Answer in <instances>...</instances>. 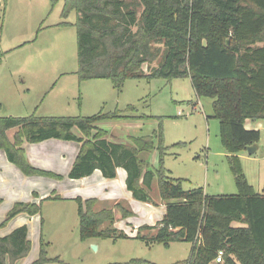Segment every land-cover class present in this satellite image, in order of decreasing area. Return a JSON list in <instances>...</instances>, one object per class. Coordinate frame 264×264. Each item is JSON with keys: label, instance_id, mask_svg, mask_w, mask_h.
Wrapping results in <instances>:
<instances>
[{"label": "trees", "instance_id": "1", "mask_svg": "<svg viewBox=\"0 0 264 264\" xmlns=\"http://www.w3.org/2000/svg\"><path fill=\"white\" fill-rule=\"evenodd\" d=\"M137 6L141 7L139 15L132 8ZM66 8L76 12L79 80L105 78L119 90L127 79L188 78L197 97L211 99L237 193L208 195L202 187L185 190L181 180L164 169L143 168L156 135L130 138V145L109 141L97 123L119 115L0 116V150L7 160L25 176L60 179L30 165L22 144L48 139L78 142L80 149L67 174L69 179L88 177L98 170L103 178L111 180L121 168L126 172L125 186L132 198L154 205L149 191L156 174L166 211L157 222L158 228L141 225L135 239L164 246L189 242L192 246L187 264H264V190L257 193L249 185L238 157L248 147H256L260 138L259 131L244 127L245 121L264 120V46L254 47L264 42V0H67ZM152 44L161 45L163 50H153ZM159 52L160 62L150 67ZM13 129L16 132L10 141L7 131ZM158 140L162 162L170 147L163 145L160 134ZM183 145L179 142L173 147ZM75 200L81 239L95 235L128 238L111 225L116 210L122 218L132 216V211L119 202L95 210L99 202L96 198ZM40 204L16 202L0 227L20 214H38ZM103 222L109 227L101 229ZM143 230L156 232L147 236ZM29 249L27 227H19L0 238V264H14L27 256ZM219 251L222 261L216 263ZM45 261L41 248L31 264Z\"/></svg>", "mask_w": 264, "mask_h": 264}, {"label": "rangeland", "instance_id": "2", "mask_svg": "<svg viewBox=\"0 0 264 264\" xmlns=\"http://www.w3.org/2000/svg\"><path fill=\"white\" fill-rule=\"evenodd\" d=\"M66 2L0 0V116L119 115L97 123L108 138L130 145V138L156 135L143 168L147 165L154 171L164 169L169 176L180 179L185 190L202 187L208 195L235 194L237 189L228 154L220 141L219 122L213 117L211 99L197 97L188 78L127 79L119 90L109 79L79 80L76 12L68 10ZM132 8L139 15L141 7ZM151 46L153 50H163L161 45ZM159 53L150 67L160 62ZM132 106L136 110H130ZM244 127L260 132L254 153L244 151L238 157L249 185L262 193L264 120H249ZM159 134L163 145L170 147L162 162L157 150ZM179 142L184 145L173 147ZM69 181L64 176L55 181L49 178L43 191L41 184L36 187L45 196L35 201L41 203L40 211L28 223L30 249L26 258L14 264L32 263L38 259L41 248L47 259L43 264H187L192 246L189 242L147 245L134 238L138 226H155L162 217L164 206L159 201L156 174L149 191L154 205L134 199L131 205L125 200L102 199L94 206L100 210L119 202L124 209L133 211L127 219L116 210L111 225L128 238L95 235L81 239L75 197L86 199L89 195L86 187L76 193L69 190ZM28 189L26 185L25 191ZM108 227L107 222L100 226ZM155 232L143 230L142 234L151 236Z\"/></svg>", "mask_w": 264, "mask_h": 264}, {"label": "crops", "instance_id": "3", "mask_svg": "<svg viewBox=\"0 0 264 264\" xmlns=\"http://www.w3.org/2000/svg\"><path fill=\"white\" fill-rule=\"evenodd\" d=\"M263 46H264V42H258L254 45V47H263ZM248 121L249 120H246L245 123H247ZM247 130H257V129L250 128ZM15 132L16 130L14 129L9 130V132L7 131V136L10 141H13ZM73 132L75 135L80 136V134L76 129H74ZM107 139L115 143H124L122 141L115 140V138L107 137ZM39 143L40 144L38 145H34L37 143L22 144L25 157L27 161L30 163V165L38 169H42L50 173L59 175L61 178L63 176L67 178V174L70 170V167L73 164L79 152L80 143L73 141H63L58 139H48ZM67 154L70 155L68 156L69 158H67ZM65 162L67 164H65ZM49 178L53 179L54 181L58 180L54 177L25 176L14 164L10 163L7 160L5 152L3 150H0V199H1L0 225L4 222L7 213L10 211V209L13 207V205L16 202L35 203V201L39 199L41 196H45V194H43L42 191L44 190V188H46L44 182H46L47 179ZM69 180H70L69 181L70 188L68 189L75 191L74 193L78 192L77 190H81V189L83 190L85 187L87 188L89 197L86 199L96 198L100 201L104 199L106 201H111V202L118 200H125L129 205H131L134 202L132 198V194L126 190V186H125L126 172L121 168H118L116 170V177L111 180L103 178L100 171L98 170L94 171L88 177H84L80 179H69ZM51 184L54 185V183ZM26 185L29 186L28 191H25ZM39 185L42 187V191H38L36 189L37 186L39 188ZM235 194H217V195H235ZM5 195H7V198H5ZM76 197H81V196H76ZM81 198L83 199V197ZM159 201L161 200L159 199ZM145 204L151 205L149 203H145ZM161 204H163L164 206V211L162 214L163 217L166 209L164 202L161 201ZM34 216L20 214L14 217L5 226L0 227V238L8 236L19 227L26 226L27 239L29 241L28 223H31L32 218ZM146 224L151 226L154 223H146ZM29 264H31V262Z\"/></svg>", "mask_w": 264, "mask_h": 264}, {"label": "built area", "instance_id": "4", "mask_svg": "<svg viewBox=\"0 0 264 264\" xmlns=\"http://www.w3.org/2000/svg\"><path fill=\"white\" fill-rule=\"evenodd\" d=\"M222 255H223L222 251H219L217 253V256H216V259H215L216 263H220L222 261Z\"/></svg>", "mask_w": 264, "mask_h": 264}, {"label": "water", "instance_id": "5", "mask_svg": "<svg viewBox=\"0 0 264 264\" xmlns=\"http://www.w3.org/2000/svg\"><path fill=\"white\" fill-rule=\"evenodd\" d=\"M227 44H229V41H228V40H227ZM255 149H256L255 146L248 147V148H247V152H248L249 154H253L254 151H255Z\"/></svg>", "mask_w": 264, "mask_h": 264}]
</instances>
